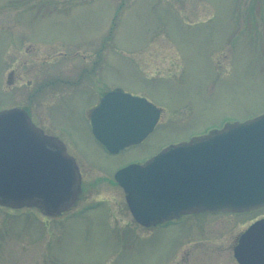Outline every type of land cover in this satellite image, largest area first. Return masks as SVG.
I'll use <instances>...</instances> for the list:
<instances>
[{"label":"rangeland","instance_id":"rangeland-1","mask_svg":"<svg viewBox=\"0 0 264 264\" xmlns=\"http://www.w3.org/2000/svg\"><path fill=\"white\" fill-rule=\"evenodd\" d=\"M115 89L165 110L111 154L89 113ZM14 107L66 144L85 193L61 217L0 206V264H238L237 238L264 208L147 229L112 179L169 142L264 113V0H0V111Z\"/></svg>","mask_w":264,"mask_h":264},{"label":"water","instance_id":"water-1","mask_svg":"<svg viewBox=\"0 0 264 264\" xmlns=\"http://www.w3.org/2000/svg\"><path fill=\"white\" fill-rule=\"evenodd\" d=\"M160 110L122 91L106 94L92 115L95 136L111 152L140 143ZM136 219L146 225L184 213L245 212L264 207V115L167 149L116 174ZM81 189L66 146L23 109L0 112V205L65 211ZM73 199V200H72ZM239 264H264V218L235 248Z\"/></svg>","mask_w":264,"mask_h":264},{"label":"flooded vegetation","instance_id":"flooded-vegetation-1","mask_svg":"<svg viewBox=\"0 0 264 264\" xmlns=\"http://www.w3.org/2000/svg\"><path fill=\"white\" fill-rule=\"evenodd\" d=\"M239 237H240V236H238V238H237L236 244L238 243Z\"/></svg>","mask_w":264,"mask_h":264},{"label":"trees","instance_id":"trees-1","mask_svg":"<svg viewBox=\"0 0 264 264\" xmlns=\"http://www.w3.org/2000/svg\"><path fill=\"white\" fill-rule=\"evenodd\" d=\"M112 34H113V32H111V33H110L109 37H111V36H112Z\"/></svg>","mask_w":264,"mask_h":264}]
</instances>
